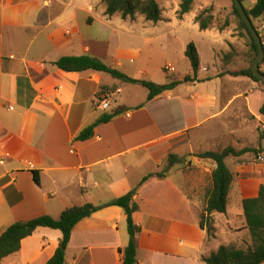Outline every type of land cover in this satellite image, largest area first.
I'll use <instances>...</instances> for the list:
<instances>
[{
    "label": "crops",
    "instance_id": "0c3cea01",
    "mask_svg": "<svg viewBox=\"0 0 264 264\" xmlns=\"http://www.w3.org/2000/svg\"><path fill=\"white\" fill-rule=\"evenodd\" d=\"M245 2L251 10L257 0ZM101 3L0 0V236L17 222L44 215L58 219L69 208L105 205L138 188L133 200L140 228L138 264H205L204 258L221 246L247 248L252 236L243 201L256 198L264 185V162H251L262 161L264 152L226 159V164L232 159L227 166L234 174L227 212L210 215L204 228L201 218L216 163L195 156L228 147L264 149L252 143L256 133L264 135V89L248 77L230 74L253 62L232 0H203L200 11L191 15L193 6L182 19L179 0L172 11L176 20L185 24L191 16L198 28L197 15L213 9V26L199 28L201 39L194 43L200 69L195 75L191 67L169 83L186 76L195 81L151 102L144 88L139 105L125 96L128 86L130 92L138 85L106 73L65 72L55 63L91 56L130 78L145 80L153 66L155 34L163 40L157 53L166 49V37L174 38L184 53L191 43L171 30L149 29L162 21L108 16ZM162 19L171 21L163 14ZM263 20L255 21L260 27ZM259 35L264 45V33ZM103 102L109 103L108 109H102ZM115 110L123 113L97 126L92 139L77 140L84 129ZM207 144L210 148L202 150ZM170 155L180 160L167 169ZM190 163L198 174L189 173ZM162 172L165 177L140 186L146 176ZM61 239L60 231L39 228L1 264H47ZM129 241L124 209L105 206L76 225L65 264H123L121 250Z\"/></svg>",
    "mask_w": 264,
    "mask_h": 264
},
{
    "label": "trees",
    "instance_id": "16d2710c",
    "mask_svg": "<svg viewBox=\"0 0 264 264\" xmlns=\"http://www.w3.org/2000/svg\"><path fill=\"white\" fill-rule=\"evenodd\" d=\"M194 2L195 0H181L180 10L178 11L179 19H182L184 15L193 10ZM232 2L233 14L242 31L241 35L245 36L249 41L254 60L259 53L258 46L233 0ZM241 2L243 3L244 0H241ZM102 3L106 6V14L108 16L120 14L124 19H134L136 16H143L148 22L154 24L162 20V9L157 0H102ZM246 10L250 13V18L254 25L255 20L264 16V0H257L256 5L251 10ZM212 12V8H207L197 15L195 21L199 24L201 31H206L213 26L214 15ZM255 28L258 29L257 27ZM185 56L190 61L193 72L196 75L200 69V57L193 43L187 46ZM55 64L65 72L94 71L106 73L124 83L141 86L148 90L147 102H151L167 91L174 90L182 83L195 81L194 78L186 76L183 80L161 85L147 80L133 79L120 70L110 67L103 61L91 56L64 57ZM230 74L233 77L244 76L255 82H261L253 76L251 67ZM122 113V110H115L110 114L102 115L94 124L84 129L78 135L77 140L87 141L92 139L97 126L111 122ZM261 114L264 116V105L261 109ZM262 138L263 136L261 135L260 139ZM262 152H264V149L261 147L258 149L245 148L240 151L228 147L220 152H206L195 155L200 159L212 160L216 163V168L212 173V189L209 191L206 207L201 218L202 228H204V221L209 224V217L213 213L225 214L227 212L229 194L234 182V174L227 166L226 159L229 157H241L247 153L258 155ZM179 160L177 155H170L167 169L178 163ZM164 172L146 176L141 181L140 186L153 177H165ZM36 181L39 182L38 179ZM137 190L138 188L105 205L94 206L93 204H85L83 206L69 208L58 219L44 215L33 220L17 222L11 225L0 236V264L5 258L19 252L22 241L33 236L39 228H48L61 232L62 239L47 264H65L66 251L76 225L82 220L91 217L95 212L105 206H118L124 209L130 241L128 246L124 250H121L122 261L123 264H138L137 236L140 233V228L136 225L134 219V215L138 211V205L133 202ZM243 209L247 226L252 236V244L247 248L221 246L216 252H212L204 258L205 264H264V185L261 186L256 198L243 201ZM208 233L209 235L211 233L210 227L208 228Z\"/></svg>",
    "mask_w": 264,
    "mask_h": 264
},
{
    "label": "rangeland",
    "instance_id": "374dc122",
    "mask_svg": "<svg viewBox=\"0 0 264 264\" xmlns=\"http://www.w3.org/2000/svg\"><path fill=\"white\" fill-rule=\"evenodd\" d=\"M95 1V0H92ZM97 1H102V0H97ZM158 2L160 3V5L164 8V10L162 11V14L164 17H167L168 19H171V21H165V20H161L162 22L157 26V28L155 29L154 27L150 26L149 29L151 31H157V30H163L165 32L171 30L173 32H176L179 36V38L182 37V39H185V41H190V43H195L200 41L201 39V32L198 28V25H196L194 23V21H192L191 16L189 17V19L187 20V23L183 24L181 22H179L178 20H176V17L173 15L172 11L175 10L177 7V4L179 3V0H158ZM200 2H203V0H197V2L195 3L194 6V10L192 13H190L191 15L193 13H196L198 11H200L202 9ZM101 8H106L105 4L101 3L100 4ZM246 9H249V3L245 2L244 4ZM141 18H143L141 16ZM220 20H224L223 17H220ZM170 23V24H169ZM154 24V23H153ZM254 25L255 27H259V24L257 21H254ZM155 31V32H156ZM152 44L154 47V51H155V55L153 57V66L150 69V73L148 75V77L145 79L147 81H151L157 84H167L170 81L174 80L175 78H179L182 77L186 74H188V72L191 70V64L189 62V60L186 58L185 53H184V49L183 47H181L180 45L176 44V40L174 38H169L167 39V37L165 38L164 42L166 43V45H164V47H166L165 50L161 49V53H157L158 52V47L163 44V40L161 38H159V36L157 34L154 35L153 40H152ZM171 64L173 65L174 68V72L170 73L168 71L165 70V66ZM236 66H240L239 64H237ZM261 71L264 73V70L261 69ZM233 80V79H231ZM259 85L261 86V88L264 89V83L259 82ZM130 86H128V88L125 91V96L129 97V102L132 104H141L144 100V96L146 95V90L144 88H142L141 86L138 87H134L133 89L135 91H130L128 89ZM132 87V86H131ZM243 89L246 88V86L242 87ZM238 89V87H237ZM238 91V90H237ZM179 124V122H178ZM176 128V127H174ZM263 136L262 139H260V137L258 136V134L256 133L252 143H254V145H264V135L261 134ZM260 135V136H261ZM207 144L205 146H203L202 150L204 149H208L210 147H208ZM213 145V144H212ZM212 151H219L218 149H216V147H211ZM198 151L201 149H197ZM197 155V154H196ZM190 156V155H189ZM257 156L258 155H254ZM253 156V157H254ZM190 160H192V155L190 157ZM264 160V159H263ZM258 160V161H251V162H264V161ZM231 161L232 159H228L227 164L229 165V167L231 166ZM186 168L189 169V173H194V174H198V169L196 167H191V163L186 166ZM212 225V224H211ZM236 243L233 241V244ZM228 247L230 246H236V245H226ZM238 247V246H236Z\"/></svg>",
    "mask_w": 264,
    "mask_h": 264
},
{
    "label": "water",
    "instance_id": "95a60500",
    "mask_svg": "<svg viewBox=\"0 0 264 264\" xmlns=\"http://www.w3.org/2000/svg\"><path fill=\"white\" fill-rule=\"evenodd\" d=\"M233 1L237 9L239 10L244 22L246 23L250 33L252 34L258 46V49H259L258 55L256 56V58L253 60L251 64V70H252L253 76L259 81L264 83V73L260 69L261 64L264 62V45H263L262 39L257 29L255 28V26L253 25L251 21L250 13L247 12L241 0H233Z\"/></svg>",
    "mask_w": 264,
    "mask_h": 264
},
{
    "label": "built area",
    "instance_id": "2783aa9c",
    "mask_svg": "<svg viewBox=\"0 0 264 264\" xmlns=\"http://www.w3.org/2000/svg\"><path fill=\"white\" fill-rule=\"evenodd\" d=\"M257 31H258V33L259 32L260 33H264V20H263L261 26L259 27V29ZM165 70L168 71V72H170V73L174 72V68L172 66L165 67ZM101 107H102L103 110H106V109L109 108V103L108 102H103L101 104Z\"/></svg>",
    "mask_w": 264,
    "mask_h": 264
}]
</instances>
